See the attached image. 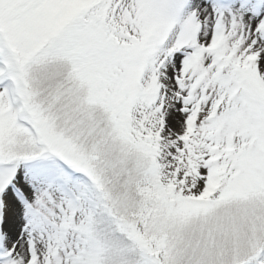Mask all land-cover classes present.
Wrapping results in <instances>:
<instances>
[{
  "label": "snow or ice",
  "instance_id": "snow-or-ice-1",
  "mask_svg": "<svg viewBox=\"0 0 264 264\" xmlns=\"http://www.w3.org/2000/svg\"><path fill=\"white\" fill-rule=\"evenodd\" d=\"M0 264H264V0H0Z\"/></svg>",
  "mask_w": 264,
  "mask_h": 264
}]
</instances>
